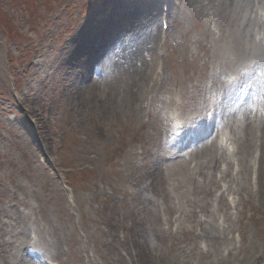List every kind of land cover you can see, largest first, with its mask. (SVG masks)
Instances as JSON below:
<instances>
[{
	"label": "rangeland",
	"instance_id": "374dc122",
	"mask_svg": "<svg viewBox=\"0 0 264 264\" xmlns=\"http://www.w3.org/2000/svg\"><path fill=\"white\" fill-rule=\"evenodd\" d=\"M167 1L0 0V214L6 220L0 225V264H121L117 255L125 254L121 247L125 230L146 232L140 241L151 254L157 250L166 256V264L172 258L178 264H214L220 259L224 264H238L236 259L242 256L243 264L264 263V254H253L251 243L260 252L259 231L264 223L258 230L248 220L247 203L250 199L253 206L258 205L262 150L256 112L251 115L256 125L248 165L240 174L237 144L231 140L243 136L242 112L237 117L220 112V129L227 121L225 133L230 141L217 144L214 132V141L206 149L188 148V143L181 142L173 165L169 159L176 154L167 155L164 178L157 185L161 195L145 189V180L155 175L143 165L141 149L144 132H153L151 125L160 115L153 109L157 104L167 108L168 120L162 125L169 132L154 145L173 147L170 135L183 120L178 117L181 109L167 105L165 98L170 95L180 102V85L194 96L200 92L192 85L203 86L199 105L209 112L188 114L199 120L214 114L210 112L219 95L215 82L248 80L243 75L253 59L250 54L245 62V49L252 48L254 53L259 43L264 47L258 34V22L263 20L257 12H264V0L247 1L255 43L241 44L242 55L229 71L223 58L231 56L227 37L219 38L218 28L227 33L231 0H195L179 11L172 4L178 0ZM151 11L161 14L154 20ZM83 22L86 26L75 33ZM85 28L88 31L83 34ZM145 34L152 41L143 43ZM201 41L211 46L207 65ZM69 47L70 58L78 62L76 68L64 64ZM195 57V65L185 69ZM139 76L146 81L137 93L144 95L142 100L135 97ZM133 107L141 109L138 117L130 114ZM121 140L125 150L135 151L133 165L117 152ZM209 153L218 156L216 170L206 162ZM226 170L228 175L221 173ZM139 176L140 187L153 200L124 196L137 186ZM111 208L116 212L108 211ZM128 208L135 210L137 222L124 216ZM193 214L217 230L214 240L197 238L203 254L192 245L185 252L170 250L167 238L155 245L145 230L153 226L183 239L182 228L194 225L199 231ZM106 217L117 219L118 241L108 236L103 240Z\"/></svg>",
	"mask_w": 264,
	"mask_h": 264
},
{
	"label": "bare ground",
	"instance_id": "6f19581e",
	"mask_svg": "<svg viewBox=\"0 0 264 264\" xmlns=\"http://www.w3.org/2000/svg\"><path fill=\"white\" fill-rule=\"evenodd\" d=\"M156 1V0H155ZM167 1V0H166ZM178 2H172V4L176 5V9L178 11L180 10V7L186 6L189 2H193L195 0H178ZM181 1V2H180ZM247 1L248 0H231V5L233 8V12L228 16V20L230 22L228 26L227 33L224 35V29L218 28V32H220V37H227L226 38V46H227V51L231 53V56H224L223 58L226 63L225 66V71H229L230 68L232 67V64L237 61L241 55V44L246 41L248 44H251L254 38V33L253 29L251 28V8L247 7ZM168 2V1H167ZM155 3V2H152ZM150 7L146 8L145 10H148ZM245 8H248V11H246ZM174 15L177 14V11H173ZM161 13L158 11H151V15L153 16L151 19L156 20ZM260 14V13H259ZM168 15V14H167ZM170 16V15H169ZM245 17V19H244ZM261 18V17H260ZM258 22V20H256ZM86 26V23L83 22L81 23L80 26L76 29L75 33H78ZM258 29L259 30H264V20L263 22H258ZM206 30V29H205ZM87 28H85V32L83 34H86ZM209 30L207 29L204 32H208ZM74 33V34H75ZM263 33V32H262ZM76 35V34H75ZM262 35V34H261ZM75 37V36H73ZM143 43H149V41H152L151 36L149 35H144L143 36ZM218 40V39H217ZM261 40H264V34L261 37ZM255 43V41H253ZM260 44V43H259ZM71 46V45H70ZM199 47L204 51L205 54H207L208 59L204 60L203 64L207 65L208 61L210 60V45H207L203 43V41L200 42ZM253 47V46H252ZM247 60L248 61V56L251 54L250 57H252V60H249L250 63L247 65L249 68L248 70L253 71L252 75H249L250 72L247 71L245 72L246 74L243 76L247 75L248 80L243 81L241 79H233L231 82L228 80L225 81L223 80L222 82L220 81L219 85L215 82L214 86L217 87L219 90V95L217 96L218 102L216 104V107L210 112V114H213V116L209 117H203L202 119L196 120L194 117L188 115L191 114V112H203V113H208L209 111H204L200 105H199V100L201 99L202 95V88L203 86L198 83H194L192 87L194 90H197L200 92L197 96H194L191 93H188L186 87H183L180 85V88L178 90V95L180 94V99L187 97V100L184 101L181 99L180 102H175L173 98L169 95L167 98H165V103L167 105H172L175 104L177 105L179 110L178 112V117L181 118L183 121H181V126L177 127L176 133H174L172 136L170 135L169 139L173 145V147H170L169 149L166 148L164 145L159 144L156 146L154 145V142L157 141L159 136L164 135L166 133V138L168 137V132L169 129L165 127V125H162L165 121L168 120L167 114L165 113V110L167 108L162 107L160 104L154 105L153 109H158V112L160 113L159 117L156 119L155 122L152 123V129L153 132H144L145 138H142L143 134H138L139 138H142L141 142V149L143 153V165H146L149 168H152L153 179H150L149 181L145 180L144 186L145 189H148L152 192V195H161L162 191L159 192L157 185L161 184L163 181V164H166V157L168 154L174 155L173 158H170L169 161L171 165H173L176 161L175 158L179 156V147H182V143L186 142L188 143L186 146L188 148H192L193 145L196 148H202L206 149V147H210L213 141L215 140L216 143L221 144L223 141V136L225 134L222 131V128L220 130V124L218 125L221 120L218 114V110L221 111V114L223 113L224 115H232L233 117L236 116L242 112V116L244 117V132L242 137H233L226 138V141H234L237 144V151L236 153L238 154V159L240 163V168H239V174L245 170L246 166L248 165V156L250 155V148L252 147L253 143V131L256 125V122L254 119L251 118L252 114H255V112L259 115V124H260V149L262 150V153L259 158V172H258V179H257V193H258V205L253 206L251 204L250 199H247L248 206L250 207L249 209L251 210V214L248 218V220L257 228L264 223V71L263 75H260L259 72H261V65L263 64L264 61V48L258 45V52L255 51L254 53L252 52V48H247ZM67 53L66 58L64 60V64L67 67L70 68H76L78 65V62L72 58H70L71 51L70 47L66 49L65 51ZM198 57H195V59L192 61V63H188L185 65V69L190 68L191 66L195 65V61ZM242 59H246L242 57ZM84 60H79V63L81 65ZM248 61V62H249ZM79 65V66H80ZM241 65H246V64H241ZM82 67V66H81ZM84 68V67H83ZM251 68V69H250ZM152 70L150 71V73ZM217 72V71H216ZM249 72V73H248ZM203 75L206 77L207 76V70H204ZM216 75L212 80L213 82L215 81V78H217ZM220 78L223 79L221 76ZM140 79V80H139ZM144 80H142V77L139 76L137 86H136V91H135V97L139 91H141L142 86L144 85ZM66 86V84H65ZM216 89V88H215ZM216 89V90H217ZM171 90V89H170ZM139 95V94H138ZM137 95V96H138ZM144 97V95H143ZM142 96L139 95V99H143ZM137 99V97H136ZM257 103H260V106L257 108ZM133 111L130 112L132 116H139L141 109L133 107ZM185 111H188L189 113L185 114ZM151 114V113H149ZM222 114V116H223ZM187 115V116H185ZM211 118V119H210ZM39 119V117H38ZM207 119H210L209 121L211 123H207ZM206 120V125L202 124ZM163 122V123H162ZM235 119L232 120V124H234ZM224 127L227 126L228 122L224 121ZM215 132V139L213 138L212 134ZM207 135V137L201 139L203 136ZM214 139V140H213ZM122 141V140H121ZM182 142V143H181ZM181 143V144H178ZM193 143V144H192ZM117 152L123 153L125 156V159L129 161L130 164L133 165L131 161V157L135 156V151H127L124 149V143L123 141L121 142V147ZM206 162L208 163L209 168L216 170L218 168V156L216 154L209 153L208 156L206 157ZM140 166V165H138ZM137 170V168H135ZM224 172V174L228 175V170L226 171H221V173ZM141 176V175H140ZM140 176L137 179V186L136 187H131V190L129 192L125 191L124 196L126 197L127 195H133L135 196V201H143L145 202L146 200L151 201L153 200L152 198L147 197V194L143 192V189L140 187L141 186V179ZM164 193V197H166L167 193ZM249 194V192H248ZM248 197H251V194L248 195ZM126 202V200H124ZM154 204V203H153ZM108 211L116 212L115 208L108 209ZM137 211V210H136ZM152 215L153 213L150 212ZM254 213H259L260 216L257 218L254 216ZM124 216L126 219H129L131 222H137L138 217L136 215V212L134 209L128 208V211H125ZM193 216L196 218L195 220V225L199 226V231H195L194 225L192 228H182L180 231L181 234L183 235V239H179L176 237L175 232L171 231H166V230H161L158 228L152 227H146L145 230L147 231L148 235L152 237V242L154 244L162 243L166 240L169 239L170 244H169V249L174 250V251H182L185 252V247L187 245H192V249H199L201 254H203L202 247L199 245V242L197 241V238L200 236L205 237L209 240H214L217 238V230L215 228V225H212L209 223H206L205 220H202L201 218H197L196 214H193ZM106 225H107V230L104 231L103 234V240H106V236L110 237V239H115L116 241L119 240V234L117 232V219H109L106 217ZM6 220L3 219V215L0 214V225L2 223H5ZM241 222V221H240ZM123 226L126 228L125 223H123ZM218 228V226H217ZM259 230V228H258ZM261 234V237L263 239L261 246H260V252H258L259 249L257 246H254V241L251 240V243L253 245L252 249L253 254H264V230L259 231ZM23 234L26 235V230H23ZM146 232H134L128 230L122 231V239H121V247L124 250L125 254H116L120 263L121 264H166V261L168 258L166 256H163L159 251L155 250L153 254H151L150 251H147L149 246L147 247L146 244H143L140 241V237H144ZM135 238V240H134ZM167 238V239H166ZM166 239V240H165ZM140 241V242H139ZM2 244L7 243L4 240L1 241ZM184 244V246L182 245ZM110 248V247H109ZM239 252L242 253V248H240ZM230 252H228V255ZM245 260V257H238L236 261L238 264H243ZM171 264H178V259L177 258H172L170 259ZM212 263V262H210ZM18 264H22V262H18ZM214 264H224V259H220L218 262H215ZM264 264V263H263Z\"/></svg>",
	"mask_w": 264,
	"mask_h": 264
}]
</instances>
